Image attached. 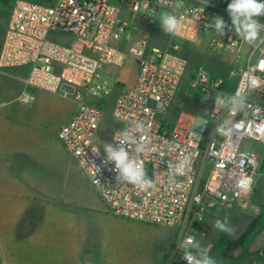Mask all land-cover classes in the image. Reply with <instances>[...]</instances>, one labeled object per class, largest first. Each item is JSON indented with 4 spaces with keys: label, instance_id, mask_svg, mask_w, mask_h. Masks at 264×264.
Returning a JSON list of instances; mask_svg holds the SVG:
<instances>
[{
    "label": "built area",
    "instance_id": "built-area-1",
    "mask_svg": "<svg viewBox=\"0 0 264 264\" xmlns=\"http://www.w3.org/2000/svg\"><path fill=\"white\" fill-rule=\"evenodd\" d=\"M230 2L169 0L167 7H161L159 0H54L51 4L16 0L0 49V68L27 67V86L60 92L76 101L77 109L62 123L57 138L112 216L183 230L175 250L176 261L182 264H189L185 248L194 254L192 228L210 210L229 202L241 208L249 205L259 153L242 143L264 144V108L259 103L264 97V37L247 43L250 53L241 66L237 54L246 41L235 28H225L224 36L208 28L217 16L231 25ZM153 11L156 16H149ZM161 13L183 17L180 35H164L162 46L150 44L148 34L133 38L136 17L155 26ZM55 34L70 35L72 44L56 41L51 37ZM202 34H208L212 52L236 54V66L230 70L235 88L228 92L223 77L197 69L188 77V85L212 102L211 112L183 111L171 127L164 117L189 73L177 41L192 44ZM129 59L136 62L137 79L134 86H122L117 96L112 117L122 129L111 146L125 147L142 163L145 175L136 185L122 176L114 161L104 163L107 153L96 142L105 115L103 98L112 92L103 78L104 69L122 66ZM90 98L97 102L91 104ZM32 99L28 93L21 97L25 103ZM93 146L98 153H93ZM184 156L190 165L179 176L176 168ZM145 181H152L153 187Z\"/></svg>",
    "mask_w": 264,
    "mask_h": 264
},
{
    "label": "rangeland",
    "instance_id": "rangeland-1",
    "mask_svg": "<svg viewBox=\"0 0 264 264\" xmlns=\"http://www.w3.org/2000/svg\"><path fill=\"white\" fill-rule=\"evenodd\" d=\"M15 1L0 0V49ZM27 1L51 4L54 0ZM257 19L264 24L262 16ZM147 33L150 44L159 46L163 45L161 36L167 34L161 21L151 27L136 17L133 38ZM51 37L65 45L73 42L66 34ZM208 37V34H202L192 44L177 41L190 70L164 117L171 127L181 112L207 115L208 112L204 113L202 109L211 107L209 101L188 85V77L197 69H205L213 75L218 73L232 83L230 70L236 66V54L220 53L216 62L203 64L200 52ZM263 37L264 31L260 29L255 42ZM249 53L246 42L237 54L241 66ZM136 67V62L129 59L122 66L104 70L103 76L112 92L103 98L105 115L96 138L102 150L106 145H112L114 135L122 129V124L112 117L120 92L117 82H132ZM6 71L0 68V123L21 128L28 124L25 129L32 136L24 140L31 151L22 147L18 158H0V264H41V257L36 253L38 245L41 247L44 241L52 242L49 254L54 257L46 264H182L176 261L175 250L183 230L112 216L86 174L57 138L62 123L77 109L76 101L60 92L33 88L36 99L30 103H17L15 106L22 110L11 112V95L19 93L25 86L4 75ZM23 71L26 77L29 69ZM89 102L95 104L97 100L90 98ZM242 146L259 153V168L250 192L254 193L256 210L251 207L250 196L246 208L229 202L223 211L213 217L207 216L191 230L199 244V249L193 247L194 254L197 258L207 256L216 264H264V144L244 141ZM11 172L19 173L16 175L19 177L13 178ZM23 172L25 179L21 178ZM217 220L225 222L232 232L217 229Z\"/></svg>",
    "mask_w": 264,
    "mask_h": 264
},
{
    "label": "clouds",
    "instance_id": "clouds-1",
    "mask_svg": "<svg viewBox=\"0 0 264 264\" xmlns=\"http://www.w3.org/2000/svg\"><path fill=\"white\" fill-rule=\"evenodd\" d=\"M159 4L161 7H167L169 0H159ZM227 11L230 16V26L222 16H217L208 24V28L214 27L220 36H224L226 35L225 28L234 27L235 32L247 43L252 44L257 41L261 27H264L257 19V17L264 16V0H231L227 5ZM149 16L155 17V11L150 13ZM159 20L161 21L165 33L173 36L181 34L183 29L182 16H178L176 13H163L160 15ZM227 131H230V129ZM98 151V148L93 146V153H98ZM105 151L107 153V160L104 161V163L114 161L116 169L123 177L127 178L134 185L141 183V178L145 175L142 163L130 157L129 151L126 150L125 147L117 149L111 145H106ZM189 165V157L184 156L181 163L176 168L177 175H183ZM96 171H99V167H96ZM145 183H147L149 187H153L152 181H145ZM215 227L227 233L232 232L231 227L220 220L216 221ZM191 245L199 249L198 242L193 241ZM181 247L184 246L181 244ZM184 258L188 260L189 264H216V261L209 259L207 256L197 258L188 248H185Z\"/></svg>",
    "mask_w": 264,
    "mask_h": 264
},
{
    "label": "crops",
    "instance_id": "crops-1",
    "mask_svg": "<svg viewBox=\"0 0 264 264\" xmlns=\"http://www.w3.org/2000/svg\"><path fill=\"white\" fill-rule=\"evenodd\" d=\"M162 37H163V35L161 36V38ZM200 43H202V42H200ZM186 47L189 48L188 46H186ZM200 54L202 56L203 64H205L206 61H208L210 63H214L218 60V58L220 56V53H214L208 48L207 42H206V45L204 46V48L201 50ZM234 59H235V56H234ZM108 67H114V66H108ZM108 67H106V68H108ZM24 68H27V67H8V68H5V70H7V71L3 72L4 75L10 77L13 82H16L19 84L21 83L25 86L24 89L22 91H20L19 93L11 95V101L9 103V105H10L9 107H10L11 112H13L14 109H16L17 112H20L22 110L19 106H15V105L17 103L18 104L25 103V102L21 101V97L23 96V94L28 93V94L32 95L33 96L32 101H34L36 99V93L33 92V90H32L33 88L29 87L25 84V78L28 76L29 71L27 72V75L25 77L24 71H23ZM106 68L104 70H106ZM189 70H190V68L188 67V71ZM103 74H104V72H103ZM217 74L218 73H216L215 76H219ZM103 78H104V76H103ZM136 79H137V69H136L135 79L132 82H129V83H126L123 81L117 82L118 89H121L122 86H127V87L134 86V84L136 83ZM104 80H105V78H104ZM105 81L109 84V82L107 80H105ZM231 81H232V83L228 82V86H227L228 92H233L234 88H235L236 80H231ZM109 86H110V84H109ZM259 103L264 108V97L259 99ZM209 104H211V107H212V102H209ZM211 107L208 109H205V110L202 109V111H204V113L208 112L207 113V115H208L211 112ZM27 126H28V124L25 125L23 128L17 127V126L9 127L8 125H6V123H0V158H6L7 156H9V158H18L20 155L18 152L21 151L22 147H24V149H26V150L29 149L27 147V144L24 142V140L31 138V136H32V135L27 133V131H26ZM29 151H31V150L29 149ZM16 162L19 164V161H16ZM17 174H19V173H17ZM17 174L14 175V173L11 172V176L13 178L19 177V176H16ZM21 178L22 179L26 178V174L24 172L21 173ZM26 193L28 194V192H26ZM253 194H254L253 192L250 194V203H251V207H255V209L253 210V211H255L256 205L253 204ZM226 205L227 204H223V205L217 206L216 208L210 210L206 214L205 219L207 218V216L213 217L214 214L220 213L221 211H223L222 208L225 207ZM51 243L52 242L44 241L41 244L42 245L41 247L38 245L36 256L41 257V264H46L49 261L54 260V257L49 254V251L52 249ZM30 246L31 245L29 244L28 249H30Z\"/></svg>",
    "mask_w": 264,
    "mask_h": 264
}]
</instances>
